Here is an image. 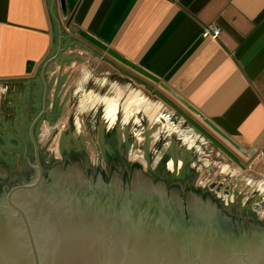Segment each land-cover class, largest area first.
I'll list each match as a JSON object with an SVG mask.
<instances>
[{
	"label": "crops",
	"instance_id": "obj_1",
	"mask_svg": "<svg viewBox=\"0 0 264 264\" xmlns=\"http://www.w3.org/2000/svg\"><path fill=\"white\" fill-rule=\"evenodd\" d=\"M65 2L67 14L60 0H0V130L33 122L39 153L53 134L62 158L80 153L72 147L92 134L106 168L136 151L151 173L192 182L209 169L206 155L199 157L208 150L221 156V174L236 173V163L143 82L106 61L75 32L81 29L155 76L141 78L244 161L236 167L252 180L263 177L250 179L247 191L221 192L234 199L247 193L255 207L264 205V0ZM208 23L220 28L219 38L203 36ZM63 138L73 146L62 149ZM25 145L32 162L34 144Z\"/></svg>",
	"mask_w": 264,
	"mask_h": 264
},
{
	"label": "water",
	"instance_id": "obj_2",
	"mask_svg": "<svg viewBox=\"0 0 264 264\" xmlns=\"http://www.w3.org/2000/svg\"><path fill=\"white\" fill-rule=\"evenodd\" d=\"M60 2L67 14L65 0ZM75 32L244 167L200 122L142 79L157 81L155 76L87 32ZM31 134L34 172L6 184L32 178L4 187L0 195V264H264V222L226 210L218 194L206 193L203 185L170 186L165 176L147 177L144 170L133 169V161L114 163L112 169L93 166L87 158L57 161L47 167L53 169L49 179L32 129ZM129 170L134 180L128 187L124 175ZM183 193H188L187 204ZM220 212L239 225L247 222L251 232L237 235L217 216Z\"/></svg>",
	"mask_w": 264,
	"mask_h": 264
},
{
	"label": "rangeland",
	"instance_id": "obj_3",
	"mask_svg": "<svg viewBox=\"0 0 264 264\" xmlns=\"http://www.w3.org/2000/svg\"><path fill=\"white\" fill-rule=\"evenodd\" d=\"M16 124L18 127H19V124H21L23 128L11 129L10 126H6L5 129L0 130V134H1L0 142L1 143L3 142V144L0 143V184L11 183V178L17 179V178L25 176L27 173L34 172V170L31 169L29 165H27V162L25 161V158H24V157H28L29 155L28 153H26L27 145H25V142L32 141L33 143V137L31 134L33 122H30L28 127H26L27 122L25 120L23 122H17ZM52 133L54 132L52 131ZM123 141L124 140L122 137V143ZM162 141H165V140H162ZM95 142L96 140L92 134H89L88 136H86L85 134L79 141H77V143L74 144V147H72V148H76L77 152H80V153H78L77 155L71 158H62L59 153V150L61 149H59L60 147L58 145V139L55 138L53 134H51L49 136V139L44 141V144L46 145L43 146V152L39 154L42 155L44 159L45 167H51V165H54L57 161H61V160L85 159V158H87V163L94 161L93 166L101 164L103 167H107L103 161V158L100 152L93 150L92 145ZM65 143H66V139L63 138V140L61 141V145H60L62 149L66 147L71 148V146H73V145L66 146ZM81 148L85 149L86 152L82 151ZM144 149L146 150V156L148 158L149 156L153 157V154L152 155L150 154V141L149 140L147 141V144L145 145ZM104 150L106 151L105 147H104ZM33 155H34L33 156L34 158L32 159V163L34 165L36 164L35 153ZM205 155H206V158H208V162H210L209 164H207L209 169L206 170V172L204 171L203 174L199 173V175H196L193 178V181L190 182V181H182L181 178H183L184 176L183 174H180L179 178L181 180H178V178L174 179L171 173H168V171L166 170H163L160 172L157 171L156 174H153L151 173V169H150L151 165L146 163L144 157L142 156L140 152L137 153L135 151L132 154L126 153L128 162L133 161V169L144 170L146 172L147 177L165 176L168 179L170 186L173 184L203 185L206 193L218 194L219 200L223 203L226 210L232 213L244 216V217H248V218L254 217L252 216L251 212H254L255 210H257L258 212H256L255 220L264 222L263 203L255 207L256 201L254 200L251 201L250 200L251 198L247 196V193L244 195H241V194L239 195V193H237L236 198L234 199L232 198L233 194L228 195V194H225L226 191L221 192L222 190L224 189L226 190V188H229V187L232 189L236 188L237 190H239L242 188V186L244 188V191H247L246 189L249 187L248 184L251 183L250 179L252 177L250 171L241 170V168L236 167L237 164L232 163V166H231L232 171L233 169H235L236 173L233 171L232 174H228V173L221 174L220 173L221 169L220 167H218V163H219V160L221 159L220 158L221 156L218 155L216 151L210 153V151L205 150V153L204 154L200 153L199 157L205 158ZM156 156H157V152L154 154V157ZM147 165H148V168H147ZM112 169H114V166ZM255 177L254 178L256 181L251 179L252 182L258 183V181L261 178H263L261 174L256 175ZM244 185H247L246 189Z\"/></svg>",
	"mask_w": 264,
	"mask_h": 264
},
{
	"label": "flooded vegetation",
	"instance_id": "obj_4",
	"mask_svg": "<svg viewBox=\"0 0 264 264\" xmlns=\"http://www.w3.org/2000/svg\"><path fill=\"white\" fill-rule=\"evenodd\" d=\"M220 151V150H219ZM223 153V152H222ZM41 154V153H40ZM225 155V154H224ZM226 156V155H225ZM226 158L227 159H229V160H231L229 157H227L226 156ZM30 160H32V159H30ZM40 162H41V164H42V166H43V172H44V175L47 177V178H51V174H52V170L51 171H49L48 169H47V167H45V162H44V159H43V157H42V155H40ZM235 163V162H234ZM27 165H29V167L31 168V169H33L34 170V168H32V165H33V163L32 162H28L27 163ZM54 165H51V167H53ZM62 167V166H61ZM55 169V168H54ZM134 172L133 171H131L130 172V170L129 171H127V172H125V175H124V177H125V179H126V185L129 187L130 185H132L133 184V180H134ZM123 176V175H122ZM123 177V178H124ZM32 177L31 176H28L27 178H23V179H21L20 180V182H17V183H21V182H23V181H28V180H30ZM108 178V183L112 180V178H113V175L111 174V176H110V178L109 177H107ZM17 183H14V184H1L0 185V195L4 192V187H10V186H12V185H15V184H17ZM167 187V186H166ZM168 188V187H167ZM168 191H169V188H168ZM182 196V199H183V203L184 204H187L188 203V193H183V194H181ZM186 213H187V211H186ZM187 215V217H189V215L188 214H186ZM220 219H222L224 222H226V223H229V227H232V229H233V231H236L235 233L237 234V235H239L240 233H242L243 231H246L247 233H249V232H251V228H249V225L247 224V222H243L242 224H238L237 223V221H235V219L233 220L232 218H230L229 220L233 223H231L227 218H225V217H223V215L221 214V212H220V215L218 214L217 215ZM253 219H255V217H252ZM244 220V219H243ZM232 225V226H231Z\"/></svg>",
	"mask_w": 264,
	"mask_h": 264
},
{
	"label": "built area",
	"instance_id": "obj_5",
	"mask_svg": "<svg viewBox=\"0 0 264 264\" xmlns=\"http://www.w3.org/2000/svg\"><path fill=\"white\" fill-rule=\"evenodd\" d=\"M220 33H221L220 28L213 23H208L203 25L202 28L203 36H211L213 38H219Z\"/></svg>",
	"mask_w": 264,
	"mask_h": 264
},
{
	"label": "trees",
	"instance_id": "obj_6",
	"mask_svg": "<svg viewBox=\"0 0 264 264\" xmlns=\"http://www.w3.org/2000/svg\"><path fill=\"white\" fill-rule=\"evenodd\" d=\"M252 216L256 217V213L255 212H251Z\"/></svg>",
	"mask_w": 264,
	"mask_h": 264
}]
</instances>
